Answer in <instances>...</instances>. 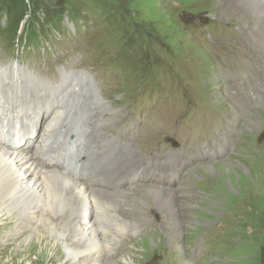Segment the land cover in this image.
<instances>
[{"label":"rangeland","instance_id":"obj_1","mask_svg":"<svg viewBox=\"0 0 264 264\" xmlns=\"http://www.w3.org/2000/svg\"><path fill=\"white\" fill-rule=\"evenodd\" d=\"M25 1L26 7L12 17L5 13L6 5L0 13V62L3 49L13 58L20 55L16 63L35 77L56 70L81 72L83 76L77 79L82 89L88 91L95 87L92 81L90 84L91 78L95 80L91 77L93 72L101 80L114 77L110 85L106 81V91L99 93L115 112L104 125L120 120L125 113L140 117L145 114L150 126L138 139L137 149L142 158L145 153L150 157L157 154L164 142L179 144L172 137L182 144L194 141L187 136L188 131L195 134L196 149L187 153L196 157L203 143L189 116L202 115L205 120L215 115L221 125L225 120L237 123L231 132V139L238 137L233 148L221 157L199 161L173 184V188L184 192L176 198L182 220V230L176 234L180 246L174 244L176 235L171 234V219H167L165 212L158 213L149 195H143L148 205L140 203L137 193L124 211H90L89 218L93 220L97 214H103L105 221L101 225L97 221V225L108 228L99 236L113 244L110 254H105L104 264H183L186 260H192V264H264V107L259 105L264 98L250 102L247 113L238 111L236 99L220 80L218 68H222L216 64L218 56L225 60L223 70L233 64L240 72H252L255 59L260 61L257 69L261 65L264 69V53L243 36L242 27L244 24L247 30H259V23L252 21L254 18L231 15L221 0ZM79 93L83 94L82 90L69 92L67 97L73 95L78 102L85 103L89 97L85 95L80 101ZM236 113L240 118H236ZM102 117L103 114L99 119ZM180 117L188 127L183 138H178L175 129L169 131L173 126L164 129L167 121L176 122ZM247 120L255 121L257 126ZM212 132L223 138L217 143L227 144L223 130L214 128ZM185 149L188 147L180 151ZM205 164L213 167L204 168ZM145 184L153 183L134 184V190L143 191L140 187ZM134 202L143 207L139 209ZM114 218L117 223L128 220L139 224L129 233L132 235L114 239L109 232L116 227ZM13 225L11 221L9 226ZM5 229L0 224V231ZM28 232L16 236V243L25 240L28 245L33 240L26 239ZM53 238L50 249L41 256L44 258L35 264L94 263L93 254L75 260L65 257L66 250L59 238ZM56 245L64 256L48 262L57 252ZM208 245L209 253L203 257L197 249ZM38 247L31 260L45 245ZM11 252L12 249L4 252L6 259ZM126 254L127 260H123Z\"/></svg>","mask_w":264,"mask_h":264},{"label":"bare ground","instance_id":"obj_2","mask_svg":"<svg viewBox=\"0 0 264 264\" xmlns=\"http://www.w3.org/2000/svg\"><path fill=\"white\" fill-rule=\"evenodd\" d=\"M221 4L231 15L254 18L252 21L259 23V30L251 27H248L247 30L242 24L243 29H245L243 30V36L247 37L251 44L256 45L254 47L257 50L264 53V0H221ZM83 74L74 72L72 82L69 83L70 85L67 86L65 91H62L60 97L64 99L69 92L74 94L76 91L82 90L83 94L88 96L89 99L85 103L77 100L69 101L73 104L70 107L66 103L65 106L63 103L62 106L59 105V109L55 108L52 113H49L48 117V107L53 103L50 97L42 102L37 112L27 113L22 110L25 105L27 107L39 105L40 100H42V93L30 88L28 84H25L27 86L22 89L24 83L21 81L22 78L18 70H13L11 77L1 78L0 118L6 117V112L13 113L17 117L23 115V118L19 123L7 125L0 121V224L7 228L0 231V264H24L31 260L32 254L43 243L45 247L41 248L36 259H32L30 264L38 263L41 258H44L41 257L44 252L46 253V250L50 249L51 243H53L50 239L52 237H54L53 239L59 238L66 250L65 257H71L75 260L85 256V254L86 257L93 254L95 255L93 264H104L105 254H110L113 244L107 238L105 239L108 241L99 236L101 231H107L108 228L99 226L102 221H105L103 214H97L96 219L93 220L89 218V213L99 209L107 211L109 208H118L124 211V206L129 201H133V195L137 193H140L138 197L141 204L148 205L143 195H149L152 198L153 206L158 208V213L165 212L167 219H171L170 229L172 235H178L182 230V220L179 217L180 206L176 198L184 195V192L181 189L173 188L169 182L164 184L168 186L142 185L140 188L143 191L140 192H136L133 185H131L128 191L123 189L122 193L114 194L103 188L89 186L85 181L70 176L67 165L64 166L63 164L60 169L44 161L46 157L43 152L44 146L50 139L57 136L62 138V147L59 149L62 154L64 147L71 144L72 138L64 131L70 121L68 116L79 112L73 110L74 108H85V111L80 112L83 116L95 112L103 114L102 119H99L101 126H107L104 123L109 118L114 117L115 112L101 100L96 87L89 89V91L82 89L83 85L80 84L77 78L81 79ZM57 87L60 88L59 85ZM11 96H18L16 98L19 99L17 105L11 104ZM53 96H59L57 90L54 91ZM70 97L74 96L69 95ZM259 105L264 107V101ZM29 116L41 120V126L34 131V138L26 135L30 127L27 123V117ZM237 117L240 118L239 113H236ZM247 121L250 122V125L257 126L255 121ZM34 127H38V123ZM20 131H24L25 135L20 139L23 143L18 146L12 137ZM30 142L33 145L27 146ZM93 142L94 138L89 136L88 144ZM108 144L107 141L105 146L108 147ZM123 146L125 145H112L108 151L101 150L99 152V156L106 159L100 164L105 170L110 171L114 164L118 162H124L125 165L130 166L129 169L135 168L136 165L144 162V158H142L141 152L137 148H131L128 145L123 150ZM211 167H213L211 164L204 165V168ZM140 203H136L137 206ZM142 207L138 206L139 209ZM23 211L28 212L23 214ZM86 216L87 218H85ZM11 221H14L13 226H9ZM97 221L100 222L99 225H97ZM136 224L139 223L129 222L128 220L116 222V227L109 229L110 235L116 239L119 235L129 234L132 230H135ZM142 227L145 229L144 225ZM26 231H29L26 239L32 237L33 240L28 245H25V240L16 243V236H22ZM177 235L174 237V244L180 246L181 240L179 237L177 238ZM59 245L54 246L57 252L49 257L48 262L55 259L59 260L64 256L58 249ZM11 249L12 252L8 254V259H6V255L3 254ZM202 249L203 247H200L197 251H203ZM122 259L127 260V254ZM191 261L186 260L183 264H192Z\"/></svg>","mask_w":264,"mask_h":264},{"label":"trees","instance_id":"obj_3","mask_svg":"<svg viewBox=\"0 0 264 264\" xmlns=\"http://www.w3.org/2000/svg\"><path fill=\"white\" fill-rule=\"evenodd\" d=\"M4 5H6L5 13L9 14L10 17L13 16L15 12L26 7L25 0H0V13L4 10Z\"/></svg>","mask_w":264,"mask_h":264}]
</instances>
